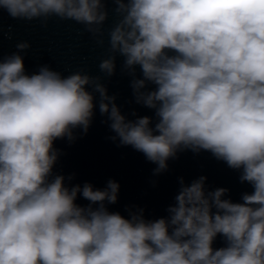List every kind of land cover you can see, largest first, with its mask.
Here are the masks:
<instances>
[{
    "label": "clouds",
    "instance_id": "obj_1",
    "mask_svg": "<svg viewBox=\"0 0 264 264\" xmlns=\"http://www.w3.org/2000/svg\"><path fill=\"white\" fill-rule=\"evenodd\" d=\"M106 2L0 0V9L43 26L52 17L75 21L103 46ZM112 2L119 19L99 69L112 76L117 54L133 77L139 66L143 78L131 86L156 122L127 120L99 76H62L46 65L26 74L19 52L30 45L17 44L0 60V264H264V0ZM148 83L155 90L146 91ZM93 92L111 139L143 153L156 173L178 151L205 150L241 170L254 191L234 203L223 198L228 189L205 192L204 176L190 186L181 178L169 217L147 221L142 209L130 218L108 211L115 181L103 190L66 187L53 175L54 141L87 133ZM218 234L226 246L214 249Z\"/></svg>",
    "mask_w": 264,
    "mask_h": 264
}]
</instances>
